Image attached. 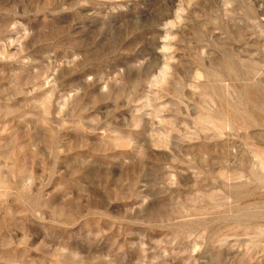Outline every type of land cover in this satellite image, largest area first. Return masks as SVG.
Segmentation results:
<instances>
[{"label": "rangeland", "instance_id": "obj_1", "mask_svg": "<svg viewBox=\"0 0 264 264\" xmlns=\"http://www.w3.org/2000/svg\"><path fill=\"white\" fill-rule=\"evenodd\" d=\"M0 264H264V0H0Z\"/></svg>", "mask_w": 264, "mask_h": 264}]
</instances>
